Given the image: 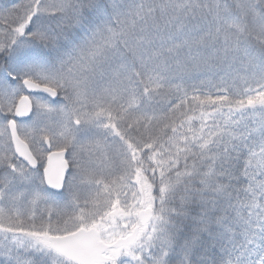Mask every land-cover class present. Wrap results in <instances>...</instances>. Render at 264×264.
<instances>
[{
    "label": "snow or ice",
    "instance_id": "1",
    "mask_svg": "<svg viewBox=\"0 0 264 264\" xmlns=\"http://www.w3.org/2000/svg\"><path fill=\"white\" fill-rule=\"evenodd\" d=\"M0 264H264V0H0Z\"/></svg>",
    "mask_w": 264,
    "mask_h": 264
}]
</instances>
